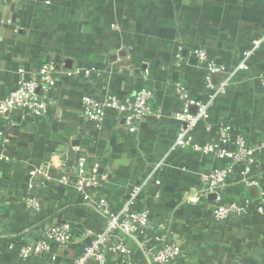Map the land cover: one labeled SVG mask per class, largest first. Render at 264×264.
Masks as SVG:
<instances>
[{"label": "crops", "instance_id": "0c3cea01", "mask_svg": "<svg viewBox=\"0 0 264 264\" xmlns=\"http://www.w3.org/2000/svg\"><path fill=\"white\" fill-rule=\"evenodd\" d=\"M194 48L221 66L210 75L214 83L228 78L221 92L206 87ZM50 60L63 68L54 74L41 115L24 119L14 110L9 125L0 122V264H73L103 229L102 216L72 188L74 173L60 168L79 156L84 162L75 164V173L94 164L109 170L102 192L113 210L147 180L132 207L149 210L150 233L169 223L184 242L175 264H264V213L211 219L216 197L240 202L264 190V0L0 2V97L14 87L19 69ZM178 81L194 101L190 115L198 112L196 103L207 105L191 127L173 90ZM144 86L154 92V112L134 129L111 112L100 129L81 117L84 95L123 96ZM182 129H188L186 145L171 149ZM233 137L257 154L248 172L257 185L243 186L236 169L218 195L199 194V174L225 163L215 149L233 148ZM30 198L38 209L27 205ZM58 223L70 226L68 245L20 256V247L40 234L38 226ZM127 243L135 264H148L142 249Z\"/></svg>", "mask_w": 264, "mask_h": 264}, {"label": "built area", "instance_id": "2783aa9c", "mask_svg": "<svg viewBox=\"0 0 264 264\" xmlns=\"http://www.w3.org/2000/svg\"><path fill=\"white\" fill-rule=\"evenodd\" d=\"M15 0H0V2L14 3ZM192 52L196 55L198 62L203 66L206 75V87L214 91V94L221 92L227 82L214 83L211 73L219 72L221 66L210 59L207 53L199 48H194ZM243 64L241 63L240 66ZM63 68V63H55L52 60L41 63L33 70L17 71V79L14 87L5 95L0 97V122L8 124L11 113L20 110L22 117L35 119L39 117L47 101V90L51 85L54 74ZM85 77L89 79V70H85ZM261 85L264 87V78H261ZM173 90L176 97L182 102V117L188 120L191 127L205 113L206 103H196L198 112L190 115L187 112L189 105L194 101L189 98L187 88L180 81L173 83ZM154 92L149 87H141L133 94L117 96L112 93H105L103 97L97 98L92 95H84L81 105V117L89 122L95 129H100L107 112H111L116 120L134 129V123L145 119L154 112ZM189 127V128H190ZM188 128V129H189ZM188 129H182L177 133L171 149L184 147L187 143L186 135ZM221 138L229 140L227 135L221 133ZM220 138V139H221ZM234 147L231 149L217 150V156L225 163L216 169L200 173L198 181L200 187L198 193L201 195L218 193L227 185L233 172L238 169L241 175L240 183L245 187L257 185L256 179L249 175V167L255 163L257 155L253 147L247 146L240 137H233L231 142ZM204 150H212L210 145L202 147ZM84 162L82 156L76 157L71 165L66 162L60 163V168L64 172L74 173V179L70 183L72 188L80 193L83 204L98 212L103 220L104 227L97 233L91 242L84 248L73 264H135L132 257V248L127 241L131 240L138 245L147 260L148 264H175L177 259L184 253V242L175 236L170 230L169 223H158L155 232H149L150 214L145 207L133 209L132 205L143 193L147 180L135 184L128 192L121 207L113 210L110 203L102 192L104 185L109 181L110 172L108 169L100 170L97 164L92 165L85 172L75 173V164ZM54 161H49L47 165H53ZM41 167V169H45ZM157 167V166H156ZM155 167V168H156ZM69 176L63 179L68 180ZM158 183V182H156ZM189 200V197H187ZM30 208L38 209L39 201L30 198L27 202ZM264 213V190L260 189L255 198L246 197L242 201H224L219 196L214 202L211 219L215 223L227 221H238L246 215ZM41 237L27 242L20 247L21 257L30 254L43 255L50 251L48 240L57 245H68L71 242L70 226L68 223H58L48 228L37 227ZM30 232V228L25 229ZM145 240H150L145 244Z\"/></svg>", "mask_w": 264, "mask_h": 264}, {"label": "water", "instance_id": "95a60500", "mask_svg": "<svg viewBox=\"0 0 264 264\" xmlns=\"http://www.w3.org/2000/svg\"><path fill=\"white\" fill-rule=\"evenodd\" d=\"M195 111H196V110H195ZM150 188H151V186H150ZM254 190H256V189H254ZM209 197H215V194L212 193V194H210ZM40 237H41L40 234H38V235L35 236L36 239H38V238H40ZM48 243H49V244H53V243L55 244V242H53V241H51V240H48Z\"/></svg>", "mask_w": 264, "mask_h": 264}, {"label": "trees", "instance_id": "16d2710c", "mask_svg": "<svg viewBox=\"0 0 264 264\" xmlns=\"http://www.w3.org/2000/svg\"><path fill=\"white\" fill-rule=\"evenodd\" d=\"M51 246V244H49Z\"/></svg>", "mask_w": 264, "mask_h": 264}]
</instances>
